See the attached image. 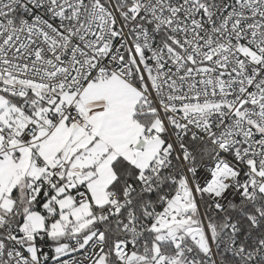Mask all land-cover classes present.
<instances>
[{"label":"snow or ice","instance_id":"1","mask_svg":"<svg viewBox=\"0 0 264 264\" xmlns=\"http://www.w3.org/2000/svg\"><path fill=\"white\" fill-rule=\"evenodd\" d=\"M0 264H264V0H0Z\"/></svg>","mask_w":264,"mask_h":264}]
</instances>
